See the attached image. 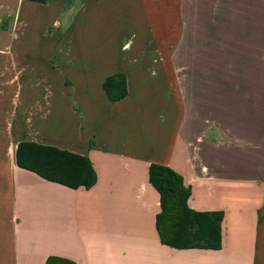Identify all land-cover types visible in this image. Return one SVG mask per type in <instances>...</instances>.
I'll return each mask as SVG.
<instances>
[{
	"label": "crops",
	"instance_id": "1",
	"mask_svg": "<svg viewBox=\"0 0 264 264\" xmlns=\"http://www.w3.org/2000/svg\"><path fill=\"white\" fill-rule=\"evenodd\" d=\"M165 1L0 0V264H264V84L262 97L254 101L261 107V134L240 119L231 135L191 148L181 116L171 145L156 152L137 147L125 133L112 140L113 135L100 129L86 130L85 111L73 101L75 86L68 70L75 59L68 49L73 37L78 42L122 41L134 11L164 13ZM178 1L180 9L183 1L194 6L186 23L179 13L171 52L156 46L151 51L142 45L131 49L133 33L107 63L101 49H79L76 63L93 75L94 96L117 117H124V106L143 90V73L156 84L164 76L166 59L173 58L176 76L181 42L198 41L203 35L191 25L195 34L184 37L197 0ZM262 2L255 0L253 8H261ZM232 5L227 8L243 9L244 0H232ZM108 16L114 22L96 35L98 25L110 21ZM143 27L137 42L160 40L157 33L147 37L143 30L148 27ZM205 27H210L205 33L209 37L202 40H213L214 29ZM12 40L17 50L10 55ZM28 51L35 60H29ZM7 69L12 75L8 78ZM116 72L124 76L126 94L110 102L101 83ZM22 73L28 75L24 83L17 80ZM90 85L84 84L85 89ZM174 89L182 113L180 84L174 83ZM21 142L83 157L93 184L71 188L20 166L15 152ZM150 164L165 166L181 178L189 191L188 209L221 214L218 249H174L158 240V195L147 182Z\"/></svg>",
	"mask_w": 264,
	"mask_h": 264
},
{
	"label": "rangeland",
	"instance_id": "2",
	"mask_svg": "<svg viewBox=\"0 0 264 264\" xmlns=\"http://www.w3.org/2000/svg\"><path fill=\"white\" fill-rule=\"evenodd\" d=\"M254 1L244 0L243 9H232L227 8L233 6L232 0L228 3L227 0H197V8L190 11L195 13L190 19L191 22L186 24L183 33L185 38L190 37L191 34L193 36L195 32L190 29L192 25L198 27L197 34L203 35H199L198 41L181 42L179 47L181 56L175 59L176 76L173 58L166 59L164 76L163 78L160 76L158 83L154 84L148 73L142 74L145 78L143 90L135 95L137 98L135 101L124 106V117H117L115 110L110 111L103 101L94 96L93 75L83 73L76 63L79 49L92 50L97 47V50L101 49L104 61L107 63V60L116 54L118 47L133 33L135 39L128 42L132 44L131 49L142 45V48L147 46L146 51H151L152 47L156 46L159 50L164 48L171 52L176 44L177 36L174 35L173 27L177 34L179 13L182 15V20L185 19L183 23H186L188 9L194 6V3L188 6L187 2L183 1L180 9L178 0H166L164 13L161 10L157 13L147 10L134 11L133 24L129 21L128 30L123 35L122 41L109 42L105 39L101 42H78L74 36L73 41L68 44V49L70 58L75 59L68 70L75 86L74 96L71 91L73 101L81 106L83 112L85 111L84 128L105 131L108 135H113L110 136L112 140H116L117 136L120 138L123 135L121 133H125L131 137L134 145L149 149L150 152H156L163 145L167 148L171 145L181 116L182 130L187 145L191 148L201 142L215 144L223 138V134L231 135L237 130V121L240 119L250 125L247 128L252 130L255 128L261 134V107H255L254 101L255 98L262 97L260 88L264 84V2L261 8H253ZM107 18L110 20L109 16ZM111 22H114L113 16L112 20L108 21V27L98 25L95 34L103 35ZM207 24L214 29L211 36L213 40L209 41L202 40L209 37L205 34L206 30L210 29L205 27ZM143 25L148 27L147 31L143 30L144 33L147 32V37H151V33H157L160 40L148 43L137 42L140 36L138 33L144 28ZM87 34L92 36L93 32ZM9 35V31L4 34L5 43ZM9 42L11 55L17 49L13 40ZM68 49L64 50L67 52ZM28 56H30L29 60H35L30 53ZM6 58L9 67V56ZM3 59L4 57L1 56L0 62ZM52 62L53 57L49 61L51 67ZM13 69L9 68L11 71ZM9 70L7 69L5 75L7 78L12 76L8 74ZM150 70L149 72H153L152 69ZM27 78L28 75L22 73L17 80L24 83ZM88 83H91V87L85 89L84 84ZM174 83L180 84L182 113ZM41 92L39 90V96ZM74 103L72 107L77 111ZM255 109H259V112L255 113Z\"/></svg>",
	"mask_w": 264,
	"mask_h": 264
},
{
	"label": "trees",
	"instance_id": "3",
	"mask_svg": "<svg viewBox=\"0 0 264 264\" xmlns=\"http://www.w3.org/2000/svg\"><path fill=\"white\" fill-rule=\"evenodd\" d=\"M101 89L110 102L123 98L126 94L123 74L116 72L106 76ZM15 160L41 177L71 188H88L93 184V176L83 157L54 147L21 142L16 146ZM147 182L158 195L159 211L154 216V229L161 243L174 249H218L220 213L188 209V189L182 186L181 178L165 166L150 164Z\"/></svg>",
	"mask_w": 264,
	"mask_h": 264
}]
</instances>
